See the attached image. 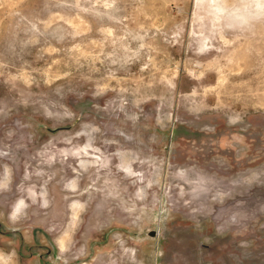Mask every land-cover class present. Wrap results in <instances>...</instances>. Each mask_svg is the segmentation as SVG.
I'll list each match as a JSON object with an SVG mask.
<instances>
[{
    "label": "rangeland",
    "instance_id": "1",
    "mask_svg": "<svg viewBox=\"0 0 264 264\" xmlns=\"http://www.w3.org/2000/svg\"><path fill=\"white\" fill-rule=\"evenodd\" d=\"M0 264H264V0H0Z\"/></svg>",
    "mask_w": 264,
    "mask_h": 264
},
{
    "label": "water",
    "instance_id": "2",
    "mask_svg": "<svg viewBox=\"0 0 264 264\" xmlns=\"http://www.w3.org/2000/svg\"><path fill=\"white\" fill-rule=\"evenodd\" d=\"M152 236H155V234L153 233V235Z\"/></svg>",
    "mask_w": 264,
    "mask_h": 264
},
{
    "label": "bare ground",
    "instance_id": "3",
    "mask_svg": "<svg viewBox=\"0 0 264 264\" xmlns=\"http://www.w3.org/2000/svg\"><path fill=\"white\" fill-rule=\"evenodd\" d=\"M81 207V206H80ZM77 210V209H76ZM66 240H68V239H66Z\"/></svg>",
    "mask_w": 264,
    "mask_h": 264
}]
</instances>
